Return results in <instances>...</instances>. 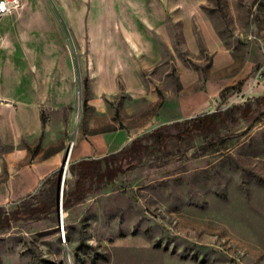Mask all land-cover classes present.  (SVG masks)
Segmentation results:
<instances>
[{"label":"rangeland","instance_id":"1","mask_svg":"<svg viewBox=\"0 0 264 264\" xmlns=\"http://www.w3.org/2000/svg\"><path fill=\"white\" fill-rule=\"evenodd\" d=\"M22 1V23H56L25 51L63 58L56 85L40 78V129L24 141L40 178L14 188L0 173L13 218L0 264H264V0H201L208 23H168L139 93L94 90L77 59L90 44L53 0ZM216 110L227 113L214 130L193 129ZM158 128L162 142L149 136Z\"/></svg>","mask_w":264,"mask_h":264},{"label":"crops","instance_id":"2","mask_svg":"<svg viewBox=\"0 0 264 264\" xmlns=\"http://www.w3.org/2000/svg\"><path fill=\"white\" fill-rule=\"evenodd\" d=\"M53 1L72 35L90 44L77 59L98 92H143L146 77L164 60L168 23H208L201 15V0ZM18 15L0 19V173L13 172L8 180L14 188H33L40 167L23 165L28 155L24 141L29 125L33 133L40 129V78L48 77L50 84L53 76L56 85L58 59L63 57L25 51L23 44L33 43L41 28L45 36H55L56 23H22ZM46 93L55 106V89L51 95L48 85Z\"/></svg>","mask_w":264,"mask_h":264},{"label":"trees","instance_id":"3","mask_svg":"<svg viewBox=\"0 0 264 264\" xmlns=\"http://www.w3.org/2000/svg\"><path fill=\"white\" fill-rule=\"evenodd\" d=\"M227 113L226 110H216L209 113H206L202 116H196L192 118L191 122L194 124L193 129L203 131V132H209L211 130H214L216 125H218L219 121L224 120L223 115ZM150 137H152L155 141L162 142L168 135L164 132H162L161 128H158L157 130L153 131L151 134H149ZM143 139V137H140L139 139H136L133 144L132 148H136L137 144ZM99 164L101 161H97ZM96 162V163H97ZM93 163V162H89ZM95 163V162H94ZM11 213H9L3 206L0 205V229L6 226L10 223V221L13 219L10 216ZM19 216H24L19 215Z\"/></svg>","mask_w":264,"mask_h":264},{"label":"built area","instance_id":"4","mask_svg":"<svg viewBox=\"0 0 264 264\" xmlns=\"http://www.w3.org/2000/svg\"><path fill=\"white\" fill-rule=\"evenodd\" d=\"M22 6V0H0V18L18 11Z\"/></svg>","mask_w":264,"mask_h":264},{"label":"water","instance_id":"5","mask_svg":"<svg viewBox=\"0 0 264 264\" xmlns=\"http://www.w3.org/2000/svg\"><path fill=\"white\" fill-rule=\"evenodd\" d=\"M69 157H70V150L67 154V157L62 165V168H61V180H60V191L62 189V185H63V181H64V177H65V173H66V168H67V164H68V160H69Z\"/></svg>","mask_w":264,"mask_h":264},{"label":"bare ground","instance_id":"6","mask_svg":"<svg viewBox=\"0 0 264 264\" xmlns=\"http://www.w3.org/2000/svg\"><path fill=\"white\" fill-rule=\"evenodd\" d=\"M62 226H63V230H64V234H65V228H64V224H63Z\"/></svg>","mask_w":264,"mask_h":264}]
</instances>
